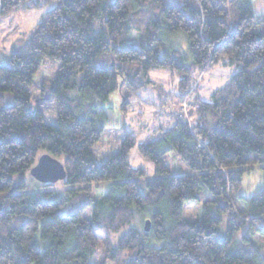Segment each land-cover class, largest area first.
<instances>
[{"label":"trees","instance_id":"obj_1","mask_svg":"<svg viewBox=\"0 0 264 264\" xmlns=\"http://www.w3.org/2000/svg\"><path fill=\"white\" fill-rule=\"evenodd\" d=\"M259 1L0 0V17L44 11L7 64L0 61V264H90L95 231L119 234L100 264H264L257 246L264 189L237 195L245 173L264 181V31L253 32L264 23L253 12L254 2L264 13ZM44 62L58 70L47 99L32 101ZM218 65L236 71L208 101L191 99L192 72ZM154 69L178 77L163 101L185 97L188 108L171 111L173 124L154 130L152 141L137 144L124 130L119 151L96 164L92 149L107 120L96 104L124 88L126 111L140 91L160 90L149 78ZM49 102L54 125L44 121ZM134 148L153 165V179L129 164ZM170 153L191 174L170 176ZM44 154L63 165L65 191L34 178L39 189L26 191L24 177ZM104 182L108 191L94 199L91 186ZM201 193L209 195L203 202ZM196 202L201 217L185 219L184 206ZM137 215L148 218L147 232L133 226ZM116 253L124 259L115 261Z\"/></svg>","mask_w":264,"mask_h":264},{"label":"rangeland","instance_id":"obj_2","mask_svg":"<svg viewBox=\"0 0 264 264\" xmlns=\"http://www.w3.org/2000/svg\"><path fill=\"white\" fill-rule=\"evenodd\" d=\"M210 1V0H209ZM261 3V0L257 5ZM167 4V3H165ZM253 12L258 21L264 17V13H259L253 2ZM44 11H29L23 8L10 13L6 17H0V61L2 64H7V57L11 51L19 47L20 43L25 41L28 34L31 32L35 24L41 19ZM264 31V23L258 24L254 27L253 32L255 34H260ZM184 45H185V40ZM179 41L175 39L174 44L180 46ZM182 51L183 49H178ZM184 51V50H183ZM182 51V52H183ZM58 63L54 62H44L37 74L34 76L31 87L32 101L47 99L48 91L50 89L51 82L55 78L56 72L58 70ZM236 71L235 66H214L208 71L198 72L194 70L192 72V82L194 93L191 94V99L197 98L200 100H209L211 93L224 84H226L231 75ZM149 78L151 81L155 82L160 86L158 89H145L140 91L136 96L132 97L130 104L126 111L120 109L122 103V94H126L125 89L121 91H116L112 93L106 102L97 103L96 106L105 110L107 115V120L104 123V132L100 140L93 147V157L96 164H100L103 161L109 159L120 149L121 141L124 137V130L130 132L136 139L137 144L143 143L145 141L153 140V131L165 126H171L174 122L173 119L168 118V114L174 109L181 106L182 110L188 108V99L185 97L178 101L171 100L163 101V94L173 92L175 85L178 82V77L175 73H171L169 70L154 69L149 72ZM5 105L8 106L12 100L9 95H5ZM164 103L166 105H164ZM50 111L45 114L44 121L46 124L54 125L56 124V117L54 111V102H49ZM129 164L134 168L144 169L147 180L153 179L154 168L150 161L144 159L134 148L128 157ZM165 163L169 169L170 176H186L191 174L188 167L182 164L178 157L174 153H170L165 157ZM262 175L256 171L245 173L242 177V182L237 195L243 197H251L256 192L264 189V181L256 179L255 176ZM27 184V192L33 193L37 191L38 182H36L29 174L25 177ZM14 182L17 181V177L13 178ZM258 182V183H256ZM55 191H65L66 187L60 182L52 184ZM110 184L107 182L92 185L90 195L94 199H99L105 192L108 191ZM74 187L72 190H77ZM201 201L209 195L207 193L198 194ZM83 194L80 193L77 198L73 200L76 203L74 206H78L83 202ZM78 201V202H77ZM72 202V203H73ZM203 202V201H202ZM2 203V198H0V204ZM75 207L72 206V212H74ZM68 213L67 209H62L59 211L60 215H66ZM84 215L90 218L91 209H88ZM183 217L187 220H198L201 217V202L189 203L184 206ZM148 218L144 215L139 217L136 216L133 226L137 229H143L144 222ZM246 228L243 229L245 231ZM95 236L97 238V247L94 255L91 258L90 264H100L104 259V250L110 244L114 245L115 241L119 238V234L104 233L102 231H95ZM255 239V237L253 238ZM257 239V237H256ZM263 241V245H257L261 256L264 257V239L259 238ZM259 242V241H258ZM109 255V254H108ZM125 253H116L115 261H120L124 259ZM111 264L109 259L108 263Z\"/></svg>","mask_w":264,"mask_h":264},{"label":"water","instance_id":"obj_3","mask_svg":"<svg viewBox=\"0 0 264 264\" xmlns=\"http://www.w3.org/2000/svg\"><path fill=\"white\" fill-rule=\"evenodd\" d=\"M29 173L41 184H54L65 179L63 165L48 154L41 155ZM148 230L149 222L146 221L144 231L147 232Z\"/></svg>","mask_w":264,"mask_h":264}]
</instances>
